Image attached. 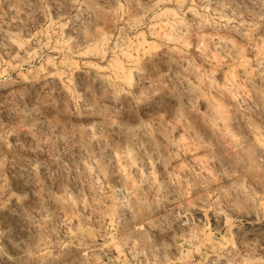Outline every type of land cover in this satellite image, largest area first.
<instances>
[{"label": "rangeland", "instance_id": "1", "mask_svg": "<svg viewBox=\"0 0 264 264\" xmlns=\"http://www.w3.org/2000/svg\"><path fill=\"white\" fill-rule=\"evenodd\" d=\"M0 264H264V0H0Z\"/></svg>", "mask_w": 264, "mask_h": 264}]
</instances>
